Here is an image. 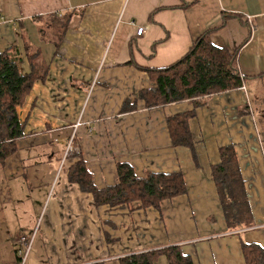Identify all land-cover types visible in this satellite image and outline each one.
Wrapping results in <instances>:
<instances>
[{
	"label": "crops",
	"instance_id": "1",
	"mask_svg": "<svg viewBox=\"0 0 264 264\" xmlns=\"http://www.w3.org/2000/svg\"><path fill=\"white\" fill-rule=\"evenodd\" d=\"M207 31L214 45L237 49L242 86L145 106L144 68L173 63ZM11 47L21 71L38 76L17 108L23 134L0 165V223L16 222L12 234L0 228V264H16L25 246L17 239L30 236L23 264H118L171 245L194 264H245L241 242L264 248V107L248 86L264 80V0H0V51ZM183 111L194 112L189 146L173 145L167 128ZM226 145L236 152L249 225L228 226L211 176ZM79 158L98 189L116 183L119 162L137 177L180 172L186 189L159 209L96 206L69 180ZM154 264L168 262L160 255Z\"/></svg>",
	"mask_w": 264,
	"mask_h": 264
},
{
	"label": "trees",
	"instance_id": "2",
	"mask_svg": "<svg viewBox=\"0 0 264 264\" xmlns=\"http://www.w3.org/2000/svg\"><path fill=\"white\" fill-rule=\"evenodd\" d=\"M228 16L235 15L225 14L224 18ZM209 33L200 34L173 63L159 68H144L151 85L140 90L138 96L145 106L198 99L242 86L244 76L238 70L237 49L229 51L214 45ZM37 76L34 68L29 73L21 71L15 47L0 51V165L16 150V139L23 134L24 127L17 108L22 105ZM129 107L124 105L123 109ZM193 114V111H183L167 118L173 145H191L188 121ZM219 158L220 161L211 167V176L226 223L228 226L249 225L251 212L233 146L220 147ZM116 175L114 185L98 189L81 158L71 165L68 172L69 180L77 182L82 191L90 193L96 206L136 202L141 208L159 209L163 200L181 195L186 189L180 172H148L143 177H137L131 165L119 162L116 164ZM241 253L245 264H264V248L259 244L241 242ZM160 255L166 258L168 264H194L178 245L126 254L118 258V264H154ZM15 260L16 264H21L18 252H15Z\"/></svg>",
	"mask_w": 264,
	"mask_h": 264
},
{
	"label": "rangeland",
	"instance_id": "3",
	"mask_svg": "<svg viewBox=\"0 0 264 264\" xmlns=\"http://www.w3.org/2000/svg\"><path fill=\"white\" fill-rule=\"evenodd\" d=\"M248 86H252L253 88H254V90H255V94L258 96V98H260L259 100H258V102H259V105L260 106H262V107H264V80L263 81H249V83H248ZM70 142V143H69ZM68 144H70V147L72 148V142H71V140L69 139L68 141H67V143H66V146H64V152H63V155H62V157L60 158V162H59V164L62 166V165H65L68 161V158L71 156V151H69V149H68ZM0 180L2 181V182H4L5 184H7V180L5 181V180H2L1 178H0ZM18 209L20 208L19 206L17 207ZM15 218H17L16 216H14ZM41 218H42V215H40V217L37 219V221L35 222V224H34V226H33V228H34V232H35V237H36V234H37V232H38V234L40 233V231H41V227L42 226H40V229L38 230V225L40 224V220H41ZM44 222V221H43ZM16 222L15 221H9V218H7L5 221H3L2 223H0V228L2 229V228H7L6 230H10V233L12 234V233H14V229H15V224ZM16 232H18V230L16 231ZM25 233H26V231H24ZM34 235V234H33ZM31 237V236H30ZM29 237V238H30ZM28 238V239H29ZM35 239V238H34ZM18 241H19V238L17 239ZM34 241V240H33ZM19 243L17 242L15 245H16V247H17V245H18ZM4 246V245H3ZM7 246V245H6Z\"/></svg>",
	"mask_w": 264,
	"mask_h": 264
},
{
	"label": "built area",
	"instance_id": "4",
	"mask_svg": "<svg viewBox=\"0 0 264 264\" xmlns=\"http://www.w3.org/2000/svg\"><path fill=\"white\" fill-rule=\"evenodd\" d=\"M142 31H143V27H137L136 28V33L137 34H140ZM78 124H79V121H77V124H75V126H77ZM68 149H69V151L72 150V148L70 147V144H68ZM19 239H20L21 242H24V244H25L24 248L22 250L18 251V254L21 255V264H23L25 259H26L28 250L30 248V244H31V241L33 239V236H31L29 239L26 238V237H20Z\"/></svg>",
	"mask_w": 264,
	"mask_h": 264
}]
</instances>
